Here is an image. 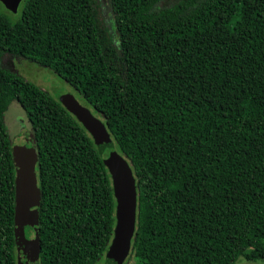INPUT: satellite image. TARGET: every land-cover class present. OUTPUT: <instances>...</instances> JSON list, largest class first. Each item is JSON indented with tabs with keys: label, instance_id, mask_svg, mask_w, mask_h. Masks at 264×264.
<instances>
[{
	"label": "trees",
	"instance_id": "obj_1",
	"mask_svg": "<svg viewBox=\"0 0 264 264\" xmlns=\"http://www.w3.org/2000/svg\"><path fill=\"white\" fill-rule=\"evenodd\" d=\"M0 2V264H17L16 156L5 114L36 142L40 264H96L116 224L109 170L85 127L6 54L47 67L103 115L138 193L125 264L264 260V0ZM129 260V258H128Z\"/></svg>",
	"mask_w": 264,
	"mask_h": 264
},
{
	"label": "water",
	"instance_id": "obj_2",
	"mask_svg": "<svg viewBox=\"0 0 264 264\" xmlns=\"http://www.w3.org/2000/svg\"><path fill=\"white\" fill-rule=\"evenodd\" d=\"M23 0H0L13 14ZM76 118L90 133L112 178L116 199V224L107 251L106 264H125L136 232L138 193L136 179L128 160L118 153L102 120L90 110L78 108ZM18 156V154H15ZM19 157V156H18ZM15 241L17 264H40L39 208L41 194L36 174L22 169L16 160Z\"/></svg>",
	"mask_w": 264,
	"mask_h": 264
},
{
	"label": "rangeland",
	"instance_id": "obj_3",
	"mask_svg": "<svg viewBox=\"0 0 264 264\" xmlns=\"http://www.w3.org/2000/svg\"><path fill=\"white\" fill-rule=\"evenodd\" d=\"M109 17L111 11L108 8V0H103ZM13 20L21 18V11L16 14H10ZM11 69L24 77L25 79L35 83L43 90L50 93L62 106L76 117L78 108H86L98 119L103 121V115L95 110V108L83 97V95L72 85L58 76L51 69L41 66L35 61L21 57L18 55L6 54ZM5 123L8 128L10 138L13 143L14 151L18 154V160H21V167L29 172L36 174L38 179V166L35 160L36 142L33 137L32 126L28 117L18 102H13L5 114ZM154 251V247L146 248L141 243L134 251L131 249L129 260L133 263L136 257H149ZM107 253L97 261L96 264H106ZM235 264H264V260L248 261L244 257L237 259Z\"/></svg>",
	"mask_w": 264,
	"mask_h": 264
}]
</instances>
